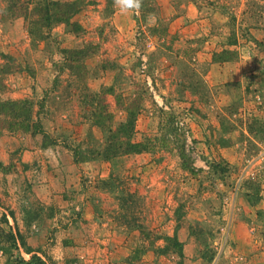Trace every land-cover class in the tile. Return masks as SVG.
I'll return each instance as SVG.
<instances>
[{"label":"rangeland","instance_id":"rangeland-1","mask_svg":"<svg viewBox=\"0 0 264 264\" xmlns=\"http://www.w3.org/2000/svg\"><path fill=\"white\" fill-rule=\"evenodd\" d=\"M33 256L264 264V0H0V264Z\"/></svg>","mask_w":264,"mask_h":264},{"label":"trees","instance_id":"trees-1","mask_svg":"<svg viewBox=\"0 0 264 264\" xmlns=\"http://www.w3.org/2000/svg\"><path fill=\"white\" fill-rule=\"evenodd\" d=\"M70 6H72L71 3L61 5L60 8L65 10L61 14L60 13L59 14H50L48 8H46L45 11L43 10L42 13L44 14V19L46 20L45 25L50 27L53 24V22H55V21H57V23L67 22L69 17L71 16L70 15L71 14ZM79 52L80 51H78L76 53H79ZM118 145H119V148L126 145L125 149H126V152L129 154L140 153L144 150L142 148L141 144H133L131 142H128V143L120 142ZM9 235L11 237V240L13 241V245L20 246L22 244L23 246H25L23 237L21 236L20 233H18L17 235L10 233ZM34 261H36L39 264H46L45 261L42 260V258H40L38 256H33L32 261L29 264H32V262H34Z\"/></svg>","mask_w":264,"mask_h":264},{"label":"clouds","instance_id":"clouds-1","mask_svg":"<svg viewBox=\"0 0 264 264\" xmlns=\"http://www.w3.org/2000/svg\"><path fill=\"white\" fill-rule=\"evenodd\" d=\"M142 0H114V5L122 14L138 11L141 8Z\"/></svg>","mask_w":264,"mask_h":264}]
</instances>
